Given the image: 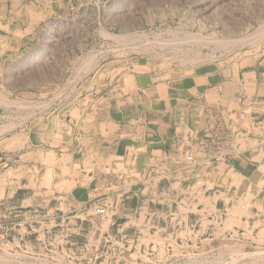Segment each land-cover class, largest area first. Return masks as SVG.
I'll return each mask as SVG.
<instances>
[{
	"label": "crops",
	"instance_id": "0c3cea01",
	"mask_svg": "<svg viewBox=\"0 0 264 264\" xmlns=\"http://www.w3.org/2000/svg\"><path fill=\"white\" fill-rule=\"evenodd\" d=\"M99 70L107 75L97 70L76 83L77 93L57 97L68 104L48 113L45 136L35 122L25 137L3 117L0 168H9L0 193V264H76L82 256L95 264V250L80 245L104 247L107 237L125 246L118 260L127 264H147L165 249L177 261L188 247L212 250L231 229L262 228L264 54L183 75L149 61ZM219 123L233 141L215 160L203 144ZM102 203L107 216L93 212ZM39 213L50 221L38 222Z\"/></svg>",
	"mask_w": 264,
	"mask_h": 264
},
{
	"label": "rangeland",
	"instance_id": "374dc122",
	"mask_svg": "<svg viewBox=\"0 0 264 264\" xmlns=\"http://www.w3.org/2000/svg\"><path fill=\"white\" fill-rule=\"evenodd\" d=\"M263 28L264 0H0V124L6 117L26 137L36 122L45 136L48 113L68 104L57 97L76 92L97 70L107 75L101 64L149 61L183 75L208 62L264 54ZM6 135L0 127L1 144ZM7 168H0V193ZM245 193L248 208L252 187ZM209 246L185 248L177 261L165 249L147 264H264V220L259 230L231 229Z\"/></svg>",
	"mask_w": 264,
	"mask_h": 264
},
{
	"label": "built area",
	"instance_id": "2783aa9c",
	"mask_svg": "<svg viewBox=\"0 0 264 264\" xmlns=\"http://www.w3.org/2000/svg\"><path fill=\"white\" fill-rule=\"evenodd\" d=\"M233 141V134L231 133L230 129L228 127H224L220 123L217 124V126L214 129V132L212 134V137L205 142L203 145L204 147L208 148L212 152V157L215 160L220 159L221 157L226 154L224 148H228L231 146V143ZM189 164L194 162V156L192 154L187 155L186 157ZM93 212L96 215L100 216H107L109 210H108V204L102 203V204H96L93 205ZM50 218V215L47 213H39L38 216L35 217V219H43L47 220ZM125 243V242H123ZM80 249L82 251H89L91 249L95 250V252L98 254L97 257H94L95 264H102L98 262L101 258H105L101 256V253H106L107 258L110 260H113L109 263V261L106 264H115L118 263V256L123 257L125 255L126 249L124 247H119L118 245L114 244L112 239L110 237H107L104 239V247H96L94 244L91 246L88 241H86L84 244L80 245ZM111 255V256H110ZM89 258H85L82 256L80 259H76V264H84V260L88 261Z\"/></svg>",
	"mask_w": 264,
	"mask_h": 264
},
{
	"label": "bare ground",
	"instance_id": "6f19581e",
	"mask_svg": "<svg viewBox=\"0 0 264 264\" xmlns=\"http://www.w3.org/2000/svg\"><path fill=\"white\" fill-rule=\"evenodd\" d=\"M261 28H262V27H261ZM263 29H264V28H263ZM261 31L263 32L264 30H261ZM261 31H260V32H261ZM106 32H107V31H106ZM258 32H259V31H258ZM191 39H192V38H191ZM184 40H185V39H184ZM220 40H221V39H220ZM236 40H237V39H236ZM243 40H244V39H243ZM239 41H240V40H239ZM217 42H218V41H217ZM225 42H227V41H220V43H222V44H221L222 46H226L227 43H225ZM134 46H135V45H134ZM219 47H220V46H219ZM218 49H219V48H218ZM21 106H22V105H21ZM29 114H30V113H29ZM62 220H63V219H62ZM60 242H61V241H60ZM263 252H264V251H263ZM261 253H262V252H261ZM188 255H189V254H188ZM243 255H244V254H243ZM204 258H205V257H204ZM234 258H235V257H234ZM16 259H17V258H16ZM205 259H206V258H205ZM224 263H225V262H224Z\"/></svg>",
	"mask_w": 264,
	"mask_h": 264
}]
</instances>
